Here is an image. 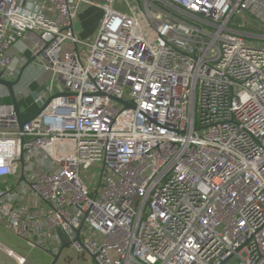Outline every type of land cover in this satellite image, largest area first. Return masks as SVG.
<instances>
[{
	"label": "built area",
	"instance_id": "2783aa9c",
	"mask_svg": "<svg viewBox=\"0 0 264 264\" xmlns=\"http://www.w3.org/2000/svg\"><path fill=\"white\" fill-rule=\"evenodd\" d=\"M85 4L102 11L91 39ZM21 40L28 60L7 53ZM255 40L264 0H0V77L45 104L20 126L0 85V227L52 254L60 228L96 264H264Z\"/></svg>",
	"mask_w": 264,
	"mask_h": 264
},
{
	"label": "crops",
	"instance_id": "0c3cea01",
	"mask_svg": "<svg viewBox=\"0 0 264 264\" xmlns=\"http://www.w3.org/2000/svg\"><path fill=\"white\" fill-rule=\"evenodd\" d=\"M90 1H92L96 4H104L107 0H90ZM81 16H82V20H83V22H82L83 26H81L80 23H78ZM101 17H102V11L100 8H98L96 6H92V5H86V4L83 5L81 7L78 15H77V18L75 20L76 22H74L75 32L77 33V31H78L77 34L82 38H87V39L93 38L94 33H95V31L99 25V22L101 20ZM25 46H28V42L21 40V41L17 42V44L15 46L10 47V49L8 50L7 53L11 57H14L16 59H18L19 57L20 58L22 57V58H25L26 60H28L31 57V55H30L28 49H25ZM22 48H24V51L21 53ZM20 68H21V66L19 67V69ZM37 72H38V69L32 68L31 66H28V68L25 69V71L22 75V82H24V83L28 82L31 79V77L34 74H36ZM35 85L36 84H33L32 86H35ZM20 111H21V109H20ZM32 114H33V112H28L27 110H24V112L21 111L22 118H28ZM0 229H2V228L0 227ZM2 230H4V229H2ZM4 232H5V230H4ZM5 233H7V232H5ZM8 234H10V233H8ZM59 249H60V247H59ZM32 250H36L37 252H39V253L41 252V254L46 255L48 257V264L53 263L54 256L52 254H49L46 250H41V249H36V248L32 249ZM77 254L79 255V257H76ZM22 255L25 256V258L27 260V264H31V260L28 258V256H26L24 254H22ZM86 256H88L89 258H87ZM89 261L92 262L93 264H96L94 259L92 258V256L89 255L87 252H85V251L79 252V251H76L74 248L69 247V248L62 250L61 254L59 255L58 259L56 260V264H90ZM10 262L12 263L11 260H10Z\"/></svg>",
	"mask_w": 264,
	"mask_h": 264
},
{
	"label": "rangeland",
	"instance_id": "374dc122",
	"mask_svg": "<svg viewBox=\"0 0 264 264\" xmlns=\"http://www.w3.org/2000/svg\"><path fill=\"white\" fill-rule=\"evenodd\" d=\"M81 20V21H80ZM236 21L238 23H242V27L252 33H263V30L260 28V26L252 20L250 17H244V18H237ZM76 22V21H75ZM83 20L82 16L79 19L78 23H80L81 26H83ZM78 33V31H77ZM89 39V38H88ZM260 43L264 45V41L255 40L254 43ZM259 44V45H260ZM47 75L45 74L42 78V81L48 83ZM41 81V82H42ZM40 85V82H36V88ZM19 105L21 111L24 112V110H27L28 112L36 113L39 110V107L36 103L33 102V98L31 95L27 97H22L19 99ZM94 170L89 169L85 172V175L88 177L89 182L93 185L96 182V177L93 176ZM97 172V171H95ZM0 242L9 248L15 250L16 252L20 254H24L28 256V258L31 260V264H48V257L46 255L41 254V252H37L36 250H30L24 242H22L20 239L16 238L12 234L5 233L4 230L0 229ZM39 254V255H38ZM86 255V254H85ZM38 256V257H37ZM76 257H79L77 254ZM89 258L88 256H86ZM81 259V258H80ZM90 262V261H89ZM73 263V262H72ZM0 264H12L8 258H6L1 252H0ZM90 264H93L90 262Z\"/></svg>",
	"mask_w": 264,
	"mask_h": 264
},
{
	"label": "water",
	"instance_id": "95a60500",
	"mask_svg": "<svg viewBox=\"0 0 264 264\" xmlns=\"http://www.w3.org/2000/svg\"><path fill=\"white\" fill-rule=\"evenodd\" d=\"M24 67L25 66L22 67V70L24 69ZM22 70H21V72H22ZM20 75L15 80H8V79L0 77V85L4 86L7 89L10 101H11V103L14 106L18 122H19L20 126H22L24 124V122H25V119H23L22 115H21L20 105H19V96H17V94L15 93V90H14V87L17 84V82H18V80L20 78ZM44 87L45 86L43 85L42 88H44ZM37 95H38V93H35V92L31 93V97L33 99H35L37 97ZM113 100L119 101V102L123 103L125 106H130L124 100L118 99L116 97H113ZM36 104L39 107L38 111H40L45 105V104H42L41 101H37ZM22 142H23V139H22ZM57 233H58V235L60 237V242H61V246H60V249H59L58 253L57 254H52L51 251L46 250L49 254H52L54 256V261H53L52 264H56V260L58 259L59 255L61 254L63 249L69 248V242H68V238H67L66 234L60 228L57 229ZM75 233H76L75 241L79 242L80 241L79 240V228H77L75 230Z\"/></svg>",
	"mask_w": 264,
	"mask_h": 264
},
{
	"label": "trees",
	"instance_id": "16d2710c",
	"mask_svg": "<svg viewBox=\"0 0 264 264\" xmlns=\"http://www.w3.org/2000/svg\"><path fill=\"white\" fill-rule=\"evenodd\" d=\"M3 101L10 102V98L6 97V98L3 99Z\"/></svg>",
	"mask_w": 264,
	"mask_h": 264
}]
</instances>
